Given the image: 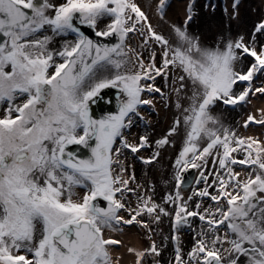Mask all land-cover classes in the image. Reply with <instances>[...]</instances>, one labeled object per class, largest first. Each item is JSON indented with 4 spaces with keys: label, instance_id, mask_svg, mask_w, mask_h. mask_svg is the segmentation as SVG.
<instances>
[{
    "label": "snow or ice",
    "instance_id": "1",
    "mask_svg": "<svg viewBox=\"0 0 264 264\" xmlns=\"http://www.w3.org/2000/svg\"><path fill=\"white\" fill-rule=\"evenodd\" d=\"M179 7L0 0V264H264V0Z\"/></svg>",
    "mask_w": 264,
    "mask_h": 264
},
{
    "label": "rangeland",
    "instance_id": "2",
    "mask_svg": "<svg viewBox=\"0 0 264 264\" xmlns=\"http://www.w3.org/2000/svg\"><path fill=\"white\" fill-rule=\"evenodd\" d=\"M260 4V0H243L242 11V22L241 26L250 27L251 24L255 21L258 12L253 11ZM220 20V13H217L215 17H211L208 15L201 16L198 21L199 27L204 29H213L216 26V23ZM254 101H252L253 103ZM254 104V103H253ZM137 243H139V239L137 238Z\"/></svg>",
    "mask_w": 264,
    "mask_h": 264
},
{
    "label": "bare ground",
    "instance_id": "3",
    "mask_svg": "<svg viewBox=\"0 0 264 264\" xmlns=\"http://www.w3.org/2000/svg\"><path fill=\"white\" fill-rule=\"evenodd\" d=\"M180 4H181V3H179V5H180ZM179 5H178V6H179ZM179 9H182V8L179 7ZM260 104H261V106H264V99H261ZM130 239H131L134 243H137V239H136L135 236H131Z\"/></svg>",
    "mask_w": 264,
    "mask_h": 264
}]
</instances>
